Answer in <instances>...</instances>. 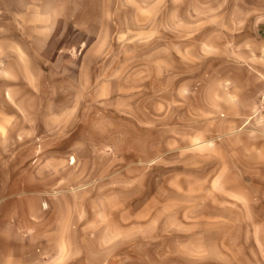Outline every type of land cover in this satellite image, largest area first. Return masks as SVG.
Instances as JSON below:
<instances>
[{"label": "rangeland", "instance_id": "374dc122", "mask_svg": "<svg viewBox=\"0 0 264 264\" xmlns=\"http://www.w3.org/2000/svg\"><path fill=\"white\" fill-rule=\"evenodd\" d=\"M258 32L264 0H0L5 213L57 264H264L263 95H226Z\"/></svg>", "mask_w": 264, "mask_h": 264}, {"label": "crops", "instance_id": "0c3cea01", "mask_svg": "<svg viewBox=\"0 0 264 264\" xmlns=\"http://www.w3.org/2000/svg\"><path fill=\"white\" fill-rule=\"evenodd\" d=\"M259 31H262V28H259ZM258 36L260 39L259 49L256 51L259 54L258 58L255 61L250 52V60L244 67L246 71L244 79L236 80L234 76L235 78L229 80L226 90L230 109L241 118L243 125H247L257 112L256 104L260 93L264 95V39L260 32ZM254 153L264 162V145L254 149ZM20 202V199L0 200V264H57L53 259V252L47 258L42 247L37 245L40 237L35 232L28 233L25 228H18V221L14 216L5 213L7 207ZM45 257L48 260H44Z\"/></svg>", "mask_w": 264, "mask_h": 264}, {"label": "built area", "instance_id": "2783aa9c", "mask_svg": "<svg viewBox=\"0 0 264 264\" xmlns=\"http://www.w3.org/2000/svg\"><path fill=\"white\" fill-rule=\"evenodd\" d=\"M262 99L264 100V95H263V98Z\"/></svg>", "mask_w": 264, "mask_h": 264}]
</instances>
